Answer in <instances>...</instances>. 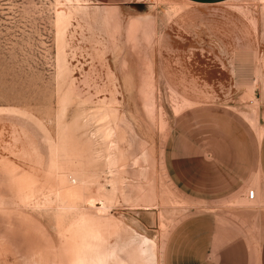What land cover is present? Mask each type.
<instances>
[{
	"label": "rangeland",
	"instance_id": "374dc122",
	"mask_svg": "<svg viewBox=\"0 0 264 264\" xmlns=\"http://www.w3.org/2000/svg\"><path fill=\"white\" fill-rule=\"evenodd\" d=\"M216 109L264 131V0H0V264H164Z\"/></svg>",
	"mask_w": 264,
	"mask_h": 264
},
{
	"label": "crops",
	"instance_id": "0c3cea01",
	"mask_svg": "<svg viewBox=\"0 0 264 264\" xmlns=\"http://www.w3.org/2000/svg\"><path fill=\"white\" fill-rule=\"evenodd\" d=\"M179 1L212 6L230 0ZM252 116L249 110L211 111L199 121L198 156L180 157L179 145L169 153V168L198 196L199 211L170 233L164 264H264V131L256 133L262 124Z\"/></svg>",
	"mask_w": 264,
	"mask_h": 264
},
{
	"label": "built area",
	"instance_id": "2783aa9c",
	"mask_svg": "<svg viewBox=\"0 0 264 264\" xmlns=\"http://www.w3.org/2000/svg\"><path fill=\"white\" fill-rule=\"evenodd\" d=\"M247 195H248L249 199L254 200L257 196V191L254 188L249 189Z\"/></svg>",
	"mask_w": 264,
	"mask_h": 264
}]
</instances>
